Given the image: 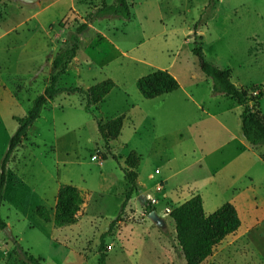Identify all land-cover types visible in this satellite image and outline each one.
Masks as SVG:
<instances>
[{
    "label": "rangeland",
    "instance_id": "obj_1",
    "mask_svg": "<svg viewBox=\"0 0 264 264\" xmlns=\"http://www.w3.org/2000/svg\"><path fill=\"white\" fill-rule=\"evenodd\" d=\"M101 2L0 0V161L16 129L13 117L25 115L48 83L62 40ZM128 2V20H96L80 34L59 81L86 88L111 78L116 87L91 111L81 94L57 95L9 158L0 213L10 235L0 231V264H28L15 244L45 264H98L99 236L116 216L105 238L106 264H182L168 213L196 193L205 213L230 203L240 219L200 264H264V149L242 137L235 101L214 100L194 85L205 76L191 53L192 42H200L205 58L264 116V0H212L199 21L207 0ZM155 69L168 70L180 88L144 99L135 82ZM121 114L120 135L105 150L93 118ZM131 150L141 156L138 190L121 209L128 187L121 167ZM67 184L81 190L82 203L73 223L55 226L56 193ZM39 206L49 222L37 216ZM153 209L163 228L148 217Z\"/></svg>",
    "mask_w": 264,
    "mask_h": 264
},
{
    "label": "trees",
    "instance_id": "obj_2",
    "mask_svg": "<svg viewBox=\"0 0 264 264\" xmlns=\"http://www.w3.org/2000/svg\"><path fill=\"white\" fill-rule=\"evenodd\" d=\"M212 0H207L202 13L197 21L202 18L203 13L211 7ZM131 17L130 4L128 0H113L106 2L102 0L98 7L89 10L84 16V22L80 23L74 31L68 32L62 40L61 45L51 60V74L43 91L37 94L25 113L21 117L14 116L16 129L8 139L7 148L0 161V208L4 200V188L6 183V165L9 158L18 146L21 139L26 135L29 127L39 117L41 109L45 104L59 94L72 95L81 94L84 96V111H91L102 102L104 97L116 87L111 78H106L86 88L80 86H61L59 81L66 69L75 57L79 47V36L89 28V25L100 19L115 18L128 20ZM193 25L195 30L196 23ZM191 53L196 59L198 70L211 81L212 93L222 94L230 100L235 101L240 107V130L244 140L253 148L264 149V116L254 110L250 105V95L246 90L239 88L229 77L226 70L208 61L198 41L192 42ZM135 86L144 99H154L177 91L180 88L178 80L166 69H155L139 77ZM258 88L253 86L251 91ZM97 134L102 141L103 148L109 149V144L120 135L124 116L123 114L112 117L105 121L93 118ZM117 161V157L111 154ZM105 155L101 154L100 159ZM141 156L135 150L128 152L124 158V167H121L123 177L128 187L124 193L121 209L130 199L132 193L138 190L136 180L138 177L136 169L140 164ZM82 203V192L76 186L67 184L61 185L56 193L53 209L52 222L55 226L68 225L73 223ZM41 206L36 208V214L45 222H49V216L43 212ZM175 229V248L177 256L182 264H200L212 252V250L228 235L234 233L240 226V219L235 207L230 203H224L211 213H205L202 198L199 194L192 195L187 200L175 206L168 213ZM118 220L116 216L107 227V230L99 236L98 264H106L105 238L110 235ZM8 225L0 213V231H8ZM15 252L22 262L28 264H45L39 256H34L21 250L15 244Z\"/></svg>",
    "mask_w": 264,
    "mask_h": 264
},
{
    "label": "crops",
    "instance_id": "obj_3",
    "mask_svg": "<svg viewBox=\"0 0 264 264\" xmlns=\"http://www.w3.org/2000/svg\"><path fill=\"white\" fill-rule=\"evenodd\" d=\"M174 76V75H173ZM175 77V76H174ZM199 78V84L196 82H194V85L195 86H205L206 88H207V90L208 91H210L211 93H212V91H211V81H210V79L209 78H206V77H202V76H199V77H197V79ZM205 79H207V80H205ZM201 81V82H200ZM212 96H214L212 99H214V100H218V101H223V100H220V95H222V94H217V93H212L211 94ZM217 95H219V96H217ZM191 96V95H190ZM157 98H159V97H157ZM206 111H208L209 112V110H208V108H206L205 109ZM241 112V111H240ZM222 114H224V112H221V113H219V115H222ZM209 115H212V114H209ZM213 115H215V114H213ZM240 115V114H239ZM238 123V122H237ZM231 127V126H230ZM232 130V129H231ZM230 133H232V131H230ZM243 137V136H242ZM231 151H232V149H231ZM233 153V152H232ZM196 194H199V193H196ZM195 195V194H194ZM200 195V194H199ZM192 196V195H191ZM191 196H189L188 198H190ZM201 196V195H200ZM188 198H186L185 200H187ZM185 200H183V201H185ZM182 201V202H183ZM181 202V203H182ZM180 204V203H179Z\"/></svg>",
    "mask_w": 264,
    "mask_h": 264
},
{
    "label": "water",
    "instance_id": "obj_4",
    "mask_svg": "<svg viewBox=\"0 0 264 264\" xmlns=\"http://www.w3.org/2000/svg\"><path fill=\"white\" fill-rule=\"evenodd\" d=\"M24 2H34L35 0H22ZM148 217L151 218L155 224L160 227V228H163L165 223H164V220L162 218H160V216L157 214L156 210H151L149 213H148ZM4 232V231H3ZM8 236L10 235V231H6L5 232Z\"/></svg>",
    "mask_w": 264,
    "mask_h": 264
},
{
    "label": "built area",
    "instance_id": "obj_5",
    "mask_svg": "<svg viewBox=\"0 0 264 264\" xmlns=\"http://www.w3.org/2000/svg\"><path fill=\"white\" fill-rule=\"evenodd\" d=\"M156 173H158V170H156ZM152 203H155V199H152Z\"/></svg>",
    "mask_w": 264,
    "mask_h": 264
}]
</instances>
